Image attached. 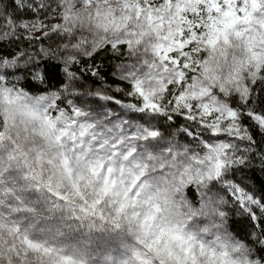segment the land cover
Returning a JSON list of instances; mask_svg holds the SVG:
<instances>
[{"label":"rangeland","instance_id":"obj_1","mask_svg":"<svg viewBox=\"0 0 264 264\" xmlns=\"http://www.w3.org/2000/svg\"><path fill=\"white\" fill-rule=\"evenodd\" d=\"M27 30L125 43L139 111L193 122L196 136L215 143L182 144L173 130L150 127L153 114L136 123L98 91L91 102L53 111L49 98L1 86L0 152L9 145L44 175L67 180L93 212L105 202L125 235L87 260L0 215V264H260L225 227L209 186L235 130L236 111L222 97L246 95L264 61V0H59ZM188 184L204 195L200 205L186 196Z\"/></svg>","mask_w":264,"mask_h":264},{"label":"trees","instance_id":"obj_2","mask_svg":"<svg viewBox=\"0 0 264 264\" xmlns=\"http://www.w3.org/2000/svg\"><path fill=\"white\" fill-rule=\"evenodd\" d=\"M57 1L0 0V87L19 89L38 101L49 98L53 111H66L76 101L91 102L100 92L109 103L128 109L136 123L144 114H153L150 127L173 130L182 144L201 149L215 143L206 141L205 133L196 136L193 122L139 111L143 100L125 73L129 59L125 43L89 45L81 34L66 32L30 36L28 22L46 16ZM222 98L236 111L235 130L228 134L221 154V173L209 187L219 198L229 233L264 264V61L246 95ZM4 117L0 109V141ZM185 194L192 204L204 201L195 184L186 185ZM0 215L45 245L87 260L98 258L125 235L122 219L105 202L93 212L67 180L44 175L9 145L0 152Z\"/></svg>","mask_w":264,"mask_h":264}]
</instances>
